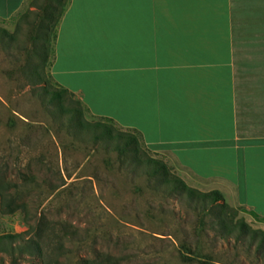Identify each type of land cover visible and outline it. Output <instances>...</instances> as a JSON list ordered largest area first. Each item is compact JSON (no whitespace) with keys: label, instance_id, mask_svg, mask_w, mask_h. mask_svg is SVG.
<instances>
[{"label":"crops","instance_id":"obj_1","mask_svg":"<svg viewBox=\"0 0 264 264\" xmlns=\"http://www.w3.org/2000/svg\"><path fill=\"white\" fill-rule=\"evenodd\" d=\"M50 76L264 223V0H67Z\"/></svg>","mask_w":264,"mask_h":264},{"label":"rangeland","instance_id":"obj_2","mask_svg":"<svg viewBox=\"0 0 264 264\" xmlns=\"http://www.w3.org/2000/svg\"><path fill=\"white\" fill-rule=\"evenodd\" d=\"M29 1L12 18L0 19V31H4L0 32V181L20 184L21 175L28 174L41 184L59 173L66 189L52 196L42 182V189L25 197L28 219L20 211L0 214V236L21 235L14 242L18 246L32 237L30 228L42 216L78 229L79 236L64 239L61 251L55 249L54 239L43 238L41 256L0 253V264H82L106 255L118 264H264V251L257 253V242L250 246L247 234L240 241L223 240L212 214L198 211L185 198L168 197L143 175V168L120 165L107 147L106 136L96 143L92 132L81 129L77 121L101 122L140 139L136 132L95 119L82 105L83 113L75 111L71 120L59 110L58 102L48 99L43 88H57L50 76L54 39L43 76L29 74L38 66L31 51L38 44L42 15L35 7L28 8ZM27 9L31 14L23 23L19 17ZM16 31L18 45L5 36ZM77 102L73 96L62 105L77 110ZM146 156L164 163L188 187L202 193L214 191L180 173L169 157L151 152ZM228 206V222L242 221L251 230L264 232V223L249 210Z\"/></svg>","mask_w":264,"mask_h":264},{"label":"trees","instance_id":"obj_3","mask_svg":"<svg viewBox=\"0 0 264 264\" xmlns=\"http://www.w3.org/2000/svg\"><path fill=\"white\" fill-rule=\"evenodd\" d=\"M41 1V4H39ZM67 0H30L28 2V8L35 7L38 11L42 12L40 17L39 35L36 36L38 42L36 47L31 51V57H34L38 61L37 70L34 72L28 70L29 74L35 73L38 76H43V72L49 54L51 50V38L55 40V29L57 22L63 12ZM31 12L27 9L20 17L19 20L23 23H27ZM29 23V22H28ZM0 32H3L1 30ZM54 32V34H53ZM18 34L16 31L13 34H6L9 43H18ZM19 44V43H18ZM17 44V45H18ZM39 69V70H38ZM41 79V78H40ZM47 94V97L51 101H56L59 104V110L62 113L70 115V119L73 120V116L77 111L80 115L83 113V108L80 102H77V110L65 109L62 105L65 100L73 97L67 90L57 88L55 90H47L43 88ZM73 111L75 113H73ZM77 121V125L81 129H88L92 132L95 142L103 140L105 137L107 147H111L112 152L116 154L117 161L120 165H133L136 169L143 168V175L148 179H153L155 184L159 185L161 189L168 195V197H180L185 198L187 201L198 207V211H202L206 214H212L217 220V225L222 230L220 237L229 242L230 239L240 241L244 235H248L251 239L250 246H255V251L260 253L264 251V232L251 230L244 222H236L232 224L227 221V211H231V208L225 203L223 196L218 191H210L202 193L196 189L188 187L181 179L173 176L164 163L154 160L151 157L146 156L147 152L142 141L135 135H129L126 132L115 130L113 126H107L104 123L96 122L93 124ZM55 174L54 178L41 179L46 183L50 195L58 194L60 191L66 189V184L63 177ZM41 182V184H42ZM40 183L33 175L22 174L20 184L0 181V214L11 215L16 212H21L25 215V219H28L27 203L25 197L29 193L39 191L42 189ZM50 196V197H52ZM32 231V237L23 241L18 246L14 245L15 240L20 239L21 235H2L0 236V253H5L9 257H15V255L21 256L28 254L31 256H41L42 249L40 246L43 238L51 237L57 243L58 251L64 249L63 240H72L79 236V230L69 226L65 223H55L47 220L45 216L39 218L37 224L30 228ZM259 237L260 239H257ZM185 257L189 260V254H185ZM82 264H118L117 260L110 256H104L102 260L86 259Z\"/></svg>","mask_w":264,"mask_h":264}]
</instances>
